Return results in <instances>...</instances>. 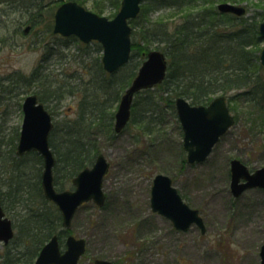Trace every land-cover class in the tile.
Returning <instances> with one entry per match:
<instances>
[{"label": "rangeland", "instance_id": "rangeland-1", "mask_svg": "<svg viewBox=\"0 0 264 264\" xmlns=\"http://www.w3.org/2000/svg\"><path fill=\"white\" fill-rule=\"evenodd\" d=\"M38 1L51 5V0ZM91 1L84 3L89 9ZM224 1L245 7L243 17L248 20L253 14L259 20L264 12V0ZM111 11L113 8L107 7L102 14ZM174 14L169 8L155 9L148 17L168 19ZM26 17L24 10L0 4V185L4 196L5 182L14 176L9 154L16 155L12 148L21 127L24 96L40 89L44 69L52 74V80H56V73L57 80L63 82L73 72L84 79L88 77L83 62L89 56L82 54V43L69 41L68 46L58 47L66 55L52 53L43 60L44 41L53 44L61 40L56 35L43 36V26L50 19L46 15L43 22L23 32L29 24L21 23ZM91 53L95 56L101 51L94 49ZM76 103V97L68 95L59 104L49 101L47 105L53 118L61 120L64 115H74ZM228 103L233 107L232 113L239 114L238 120L200 163L186 162L181 167V157L185 156L183 149L181 153L182 132L167 112L148 131L130 122L114 140L100 138V151L110 164L102 183L106 200L101 207L89 201L73 216L72 234L84 237L87 242V251L79 264H93L96 257L119 264H260L264 188H249L233 196L229 161L238 158L251 170L264 166V124L249 127L245 116L248 112L252 115L254 108L246 102ZM27 172L32 171L27 167ZM158 172L175 177L174 185L184 200L202 216L204 232L196 225L186 231L177 230L167 218L151 210V182ZM7 214L15 223V237L10 246L19 245L16 224L20 214L12 209ZM4 249L0 242V253Z\"/></svg>", "mask_w": 264, "mask_h": 264}, {"label": "trees", "instance_id": "trees-1", "mask_svg": "<svg viewBox=\"0 0 264 264\" xmlns=\"http://www.w3.org/2000/svg\"><path fill=\"white\" fill-rule=\"evenodd\" d=\"M60 1L51 0L50 5L38 0H0V4L24 10L27 17L21 23H29L30 28L43 22L45 15L50 17L43 26V36L56 35L61 41L51 42L53 44L44 41L43 60L52 53L66 55L58 47L68 46L69 41L81 43L72 35L63 37L52 32L51 17ZM76 1L85 3V0ZM220 1L142 0L139 13L129 21L132 28L129 61L117 71L106 72L100 61V53L91 55L94 49L101 51L97 41L82 43L81 46L82 54L89 56V60L83 62L87 66L86 79L78 76L80 73L73 72L67 75L68 79L64 82L57 80V73L54 76L56 80H52V74L43 70L40 89H36L35 93L51 114L47 102L59 104L68 95L77 99L74 115H64L61 120L53 118L49 135L55 157L54 184L58 189L71 187V178L93 163L96 154L101 152L100 138L114 140L117 135L113 128L114 107L143 57L154 48L161 50L167 58L166 76L157 85L135 94L128 124H139L148 131L167 112L180 128L174 106L177 96L185 97L192 104H199L207 103L219 94L226 96L227 103L246 102L254 108L252 115L248 112L245 116L249 127L264 124V66L259 61L263 40L258 31L264 12L261 19L258 20L253 14L248 20L243 15L219 11L217 4ZM119 6L120 0L91 1V9L99 14L107 7L113 8L108 16H113ZM164 8L175 12L173 17H160L157 20L148 17L155 9ZM90 45L94 49L90 50ZM229 108L232 111L233 107ZM238 115H234L235 122ZM12 151H15V147ZM9 158L12 159L10 168L14 176L13 180L5 182L7 191L3 201L7 210H16L20 214V221L16 224L19 245H3L5 249L0 253V264H30L40 247L53 234H58L63 245L65 234L74 231L62 228L59 210L44 197L39 172L42 169L41 156L29 151L21 156L12 157L9 154ZM185 164V156H182L181 167ZM27 167L31 173L27 172ZM172 179L174 181L175 177ZM86 204H81L77 211Z\"/></svg>", "mask_w": 264, "mask_h": 264}, {"label": "water", "instance_id": "water-1", "mask_svg": "<svg viewBox=\"0 0 264 264\" xmlns=\"http://www.w3.org/2000/svg\"><path fill=\"white\" fill-rule=\"evenodd\" d=\"M141 0H121L120 7L111 18L100 15L75 0L63 1L57 6L53 16L52 31L63 36L75 35L82 42L97 40L102 47L101 62L105 71L113 72L129 60L131 49L130 18L140 9ZM219 11L244 13L243 6L222 2ZM29 26L24 28L26 32ZM259 33L264 38V19L259 23ZM260 62L264 66V46L260 52ZM167 71V59L158 49L149 50L137 68L136 74L122 93L114 114V130L119 132L130 117V107L134 94L160 83ZM177 118L182 129V145L186 160L193 164L202 162L211 152L214 144L233 124L225 97L218 95L207 104H191L178 96L174 100ZM23 118L16 144V154L37 151L43 159L41 187L45 198L52 201L60 211L62 225L68 228L80 204L92 200L101 206L105 200L102 180L109 163L102 153L96 155L91 166L82 168L72 178V189L57 190L53 183L54 155L49 145L52 117L35 93L28 94L22 102ZM252 187L264 188V166L249 170L238 158L230 160V191L239 196ZM150 207L168 218L175 229L185 231L191 224L205 231L202 217L196 208L190 207L181 197L171 178L157 173L152 178ZM0 207V241L7 243L13 236L11 219L3 216ZM65 249L61 251L57 235H53L41 247L32 264H77L85 250L83 237L72 234L65 239ZM260 264H264V242L259 250ZM94 264H117L111 260L96 258Z\"/></svg>", "mask_w": 264, "mask_h": 264}, {"label": "flooded vegetation", "instance_id": "flooded-vegetation-1", "mask_svg": "<svg viewBox=\"0 0 264 264\" xmlns=\"http://www.w3.org/2000/svg\"><path fill=\"white\" fill-rule=\"evenodd\" d=\"M27 94H29V93H27ZM26 94V95H27ZM25 95V96H26ZM24 96V97H25ZM24 99V98H23ZM21 104H22V102H21ZM22 110V109H21ZM22 114H23V112H22ZM0 207H1V209H2V211H3V216L4 217H8L9 219H11L12 220V224H13V226H15V224H14V222H13V219L7 214L8 213V211L9 210H7L6 208H5V204H4V201H3V191H2V186L0 185ZM12 242V241H11ZM9 245V244H8Z\"/></svg>", "mask_w": 264, "mask_h": 264}]
</instances>
